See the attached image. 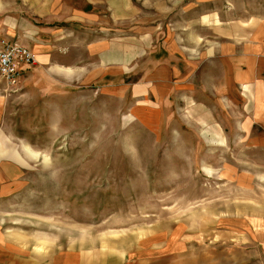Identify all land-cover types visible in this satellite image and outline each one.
I'll return each instance as SVG.
<instances>
[{"label": "rangeland", "instance_id": "374dc122", "mask_svg": "<svg viewBox=\"0 0 264 264\" xmlns=\"http://www.w3.org/2000/svg\"><path fill=\"white\" fill-rule=\"evenodd\" d=\"M127 1L88 21L84 0H0V40L61 32L15 84L0 75V164L22 167L0 198V264H264L252 96L215 88L264 0Z\"/></svg>", "mask_w": 264, "mask_h": 264}, {"label": "crops", "instance_id": "0c3cea01", "mask_svg": "<svg viewBox=\"0 0 264 264\" xmlns=\"http://www.w3.org/2000/svg\"><path fill=\"white\" fill-rule=\"evenodd\" d=\"M128 1L127 0H84V6L81 8L80 13L82 16L86 15V20H90L96 16V13H114L122 14L125 17L127 11ZM91 7L94 12L90 15L86 14V8ZM81 17V15H80ZM85 18V17H84ZM41 30V29H39ZM35 30L34 33L29 35V44L33 41L31 45L32 51L36 54L39 61H46L49 58L50 45H55L51 42L61 32L52 31L51 29H46L45 32ZM242 35H249L248 29L243 30ZM258 40L248 41V43L240 44L237 49H232L235 51L236 59L227 62L229 69L223 76L222 80L215 81L216 93L220 95H225L231 97L234 95L246 96V92H250L252 100L250 102L249 114L244 118L242 124L244 125V130L248 133L246 140L251 142L257 149L264 150V23L259 26V31L257 32ZM9 36L15 34L14 28L8 29ZM47 37L51 40L48 42ZM31 42V43H30ZM238 48L241 49L238 50ZM242 59H237L240 57ZM54 55H62L58 51H54ZM241 61V63H239ZM240 94V95H239ZM2 118V103L0 102V120ZM259 130V132L254 133V131ZM22 167L13 164L11 165L8 161L6 165L0 164V198L10 196V191L14 190L20 179ZM64 259H59V264H112L108 261L107 257L103 252L94 250L88 255H74L77 257H70L69 255H64ZM75 258V259H74ZM27 259L25 257L19 256L12 260V264L24 263Z\"/></svg>", "mask_w": 264, "mask_h": 264}, {"label": "built area", "instance_id": "2783aa9c", "mask_svg": "<svg viewBox=\"0 0 264 264\" xmlns=\"http://www.w3.org/2000/svg\"><path fill=\"white\" fill-rule=\"evenodd\" d=\"M35 60L36 55L27 45L16 39L0 40V75L8 83L15 84Z\"/></svg>", "mask_w": 264, "mask_h": 264}, {"label": "bare ground", "instance_id": "6f19581e", "mask_svg": "<svg viewBox=\"0 0 264 264\" xmlns=\"http://www.w3.org/2000/svg\"><path fill=\"white\" fill-rule=\"evenodd\" d=\"M34 53V52H33ZM35 54V53H34Z\"/></svg>", "mask_w": 264, "mask_h": 264}]
</instances>
